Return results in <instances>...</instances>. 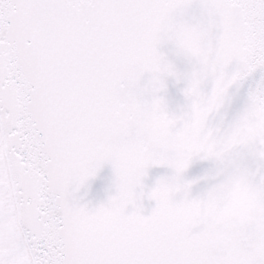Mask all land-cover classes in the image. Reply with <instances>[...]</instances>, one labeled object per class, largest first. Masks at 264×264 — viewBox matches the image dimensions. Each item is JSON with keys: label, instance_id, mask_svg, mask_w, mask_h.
<instances>
[{"label": "snow or ice", "instance_id": "1", "mask_svg": "<svg viewBox=\"0 0 264 264\" xmlns=\"http://www.w3.org/2000/svg\"><path fill=\"white\" fill-rule=\"evenodd\" d=\"M0 264H264V0H0Z\"/></svg>", "mask_w": 264, "mask_h": 264}]
</instances>
